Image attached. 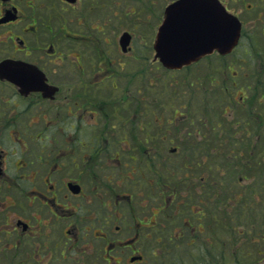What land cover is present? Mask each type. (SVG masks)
<instances>
[{"label":"flooded vegetation","instance_id":"1","mask_svg":"<svg viewBox=\"0 0 264 264\" xmlns=\"http://www.w3.org/2000/svg\"><path fill=\"white\" fill-rule=\"evenodd\" d=\"M187 1L0 0V263L142 264V241L158 256L201 232L205 151L264 127V0ZM222 5L237 47L164 65L163 22L172 37Z\"/></svg>","mask_w":264,"mask_h":264},{"label":"trees","instance_id":"2","mask_svg":"<svg viewBox=\"0 0 264 264\" xmlns=\"http://www.w3.org/2000/svg\"><path fill=\"white\" fill-rule=\"evenodd\" d=\"M230 134L232 135V133ZM231 138H233V135ZM262 140L263 134L258 135L255 143L254 138H252L250 143L256 146ZM251 144L249 146L237 144L241 152L237 151L232 156L239 162H244L246 158V165L249 169L252 165L264 163V158L259 157V160L263 162H257L256 159L262 154L261 151L256 156L252 155L254 148L251 149ZM250 149L251 151H248ZM234 175V185L237 192L221 203L224 212L221 225L224 231L218 230L220 220L216 216L217 212L208 213L205 211L204 219L206 220L205 230L207 235L203 233L204 225L200 227L201 232L193 235L191 232L187 233V227L183 226L185 230L181 232V235L184 236L179 238V242L172 246L161 247L159 254L166 257L173 255V264H264V185L261 184L262 191L256 192L253 189L249 193L253 197L248 200L246 189L249 185L246 184V188H244L243 180L248 181L250 177L253 179V176L238 175L237 169ZM214 184H216L214 187L216 191L213 195H217V181L212 183V185ZM237 185H241L240 190ZM256 193L258 194L255 195ZM206 209L207 203H205ZM226 214H229L228 218ZM214 232L219 236L214 235ZM201 233L203 236H201ZM174 234L176 235L177 232L175 231ZM253 243H257L256 246H260V248L254 250L251 245Z\"/></svg>","mask_w":264,"mask_h":264},{"label":"rangeland","instance_id":"3","mask_svg":"<svg viewBox=\"0 0 264 264\" xmlns=\"http://www.w3.org/2000/svg\"><path fill=\"white\" fill-rule=\"evenodd\" d=\"M153 38H149V39H142V45L144 46H152L153 45ZM264 46H261L260 48H262V51H264ZM260 50V49H259ZM237 59L242 58V56L244 57H250L251 55H245V52L240 49L237 52ZM242 67H245L246 70L249 71V66H245L244 64H240ZM238 66V71L242 70V67ZM160 70H158V78H164L165 76L169 78V76L165 75L163 76V71L166 72L165 70H163L162 68H159ZM251 70V69H250ZM210 73V70H200V68H197L195 70L192 71V73H190V75L195 78V76L197 77V75L199 76H207ZM229 75H232V72H230V70L228 71ZM177 76L174 77V79H181L180 75L181 73H175ZM179 75V76H178ZM228 79L225 72L221 71V83H224V80ZM232 79V78H231ZM229 80V79H228ZM235 80V79H232ZM182 89V87H181ZM250 92V91H249ZM224 103V102H223ZM263 105V104H262ZM212 116H214V112H211ZM225 116H234L235 118H237L238 122H241L242 120H246V118L249 116L245 111H242L241 108H239L238 105H236L235 107H233L232 109H228L227 112H225ZM237 125H239V123H237ZM249 129V131H246V128H243L242 126H236L233 128V130L239 129L238 132H232L233 138H231V142H230V146L221 149L220 151H214V150H206V164H207V169H209L208 167L211 166L210 170H208V175H209V179H217V195H213L214 191H216L214 189V185L211 184L210 187V197L209 199L206 200L207 203V209L204 210L207 211L208 213L210 212H217V218L220 220L219 222V231H224L222 225H221V220L222 217L224 215L223 212V207L221 205L223 200H226L227 197H231L234 193L237 192L236 186L234 185L235 182V171L236 169L238 170V175H252L253 179H250L248 181L243 180L244 182V188H246V184L249 185V187H247L246 191L248 193V195L246 197H248V200L251 199L253 196H251L249 193L252 192V190L254 189L256 192L259 190H263V188L261 187V184L264 185V163H257L255 165H252V167L249 169L246 165V158L244 160V162L242 161H237V159H234L232 156H234L236 154L237 151H240V148L237 144H240V146L243 145H247L249 146L251 143L250 141L252 140V138H254V143L256 142V139L258 137V135L263 134V140L261 141L260 144L253 146L251 144V149L254 148V150L252 151V155L256 156L258 155V152L261 151L262 154H260L256 159L257 162L262 160H259V157L264 158V127L263 129H257L256 126H251V124L247 127ZM256 147V148H255ZM248 150V151H251ZM246 152V151H243ZM219 155L218 157L220 159H217L216 156ZM217 165H219L220 168V172L219 171H215V168L217 167ZM214 183V182H213ZM238 189L240 190L241 185H237ZM258 193H256L255 195H257ZM202 206V205H200ZM218 206V207H217ZM196 210V209H195ZM227 218L229 217V214H226ZM206 221V220H205ZM206 224V222H205ZM256 227L258 228V225L256 224ZM204 235H207V232L204 228ZM215 233V232H214ZM214 235L219 236L217 233H215ZM151 241H142L141 243L138 244L137 247H140V250L142 251L143 254H145L146 256V262L142 263V264H165L167 262V264H173L174 260L173 259V255H168L167 257L165 255H161L159 254V256H157L156 253H153L152 249H154V246H151L150 244ZM252 247L254 248V250H257L258 248H260V246H256V244H251ZM263 247V245H262ZM171 254V253H170ZM159 257V258H158ZM166 261V262H165ZM0 264H10V263H0ZM19 264V263H17ZM141 264V263H140Z\"/></svg>","mask_w":264,"mask_h":264},{"label":"water","instance_id":"4","mask_svg":"<svg viewBox=\"0 0 264 264\" xmlns=\"http://www.w3.org/2000/svg\"><path fill=\"white\" fill-rule=\"evenodd\" d=\"M200 4V7H204ZM221 16L215 20L214 14L210 19L191 21L185 25L183 37H174L175 45L169 44L166 33L158 37V55L168 66H182L191 63L215 49L221 53H229L237 44L240 33V24L232 15L226 13L222 7ZM191 20V19H190ZM164 32L166 24H164ZM172 47V48H171ZM175 47V48H174ZM171 48V49H170Z\"/></svg>","mask_w":264,"mask_h":264}]
</instances>
